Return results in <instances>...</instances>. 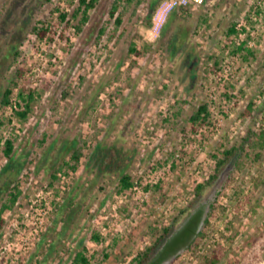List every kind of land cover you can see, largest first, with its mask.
<instances>
[{
    "label": "rangeland",
    "instance_id": "rangeland-1",
    "mask_svg": "<svg viewBox=\"0 0 264 264\" xmlns=\"http://www.w3.org/2000/svg\"><path fill=\"white\" fill-rule=\"evenodd\" d=\"M114 2L100 0L77 34L78 21L64 29L53 11L73 13L79 0H0V136L15 143L12 160L0 148V213L8 206L0 264H74L84 247L93 264H105L106 253L114 264H133L193 203L197 184L214 172L212 155L264 130V0H135L121 6V25L110 19ZM39 20L58 31L54 42L32 33ZM243 42L253 52L247 60L237 49ZM19 67L27 73L19 84L37 92L26 120L15 114L24 107L18 88L12 105H2ZM204 102L212 126L193 132L190 117ZM76 150L83 157L73 171ZM250 152L241 168L237 158L226 167L170 237L202 210L201 230L210 215L206 244L163 264H208L214 253L216 264H264V149ZM172 162L144 207L120 193L123 174L141 182Z\"/></svg>",
    "mask_w": 264,
    "mask_h": 264
},
{
    "label": "trees",
    "instance_id": "trees-1",
    "mask_svg": "<svg viewBox=\"0 0 264 264\" xmlns=\"http://www.w3.org/2000/svg\"><path fill=\"white\" fill-rule=\"evenodd\" d=\"M53 1V0H49ZM100 0H79V5L76 7L73 13L69 12L66 9H63L61 5H56L53 11V14L59 15L60 24H64V29H70L73 26L74 21H78V23L74 26L77 31V34H80L83 31L84 26L90 21V12L94 10ZM135 0H115L111 10H110V19L114 20L117 24L121 25L123 23L122 14L120 13V8L123 4H133ZM176 18V12H172L169 17L167 23L163 27V32L167 31L173 21ZM206 21V19H203ZM151 25V22L149 23ZM169 27V28H167ZM167 28V30H165ZM182 29V28H181ZM175 30H180V27ZM176 31V32H177ZM105 32L104 29L101 30V35ZM185 32V31H184ZM237 25H232L228 30V36H233L237 34ZM32 33L35 34L40 41L54 42L56 36L58 35V31L52 26L50 23L46 21L39 20L32 28ZM186 38H188V34L185 33ZM60 37L64 38L63 33L60 34ZM181 40V39H180ZM171 46L174 47L171 42ZM181 43H176L177 51L181 49L183 52L186 49V46L181 47ZM246 43H241L237 49L239 52H246L245 60L249 58V56L253 55V52L249 49H245ZM129 52L134 54L136 57L141 55V51H139L134 43L131 44L129 48ZM16 54H19L18 52ZM216 67L219 66V62L216 61L214 63ZM26 71L24 68L19 67L15 74V81L4 91L2 105L3 107H7L12 105V95L14 94L15 89H19L18 98L21 102H23L24 107L19 111H16L15 114L19 116L21 119L26 120L33 109V105L37 100V92L35 89H28L27 84L24 83L22 86L19 84L20 81H24L26 78ZM20 106V103H18ZM254 104L250 103L247 107L248 114H251L254 110ZM212 111L209 102H204L199 105L198 109L192 114L190 117V123L192 125L191 130L193 132H198L200 128L208 125L212 126ZM0 126H2V122L0 121ZM4 145V155L9 160L13 159V154L15 151V143L11 139L4 140L0 136V148ZM258 147L260 150L264 149V130L259 133H249L242 141L240 145H235L230 149L225 150L223 153L213 154V158L215 159V169L213 174L209 176V178L201 183H198L195 188V199L193 203L183 211L178 213L172 223L170 225L164 226L161 230V233L157 236L154 244L150 247H147L144 251L139 252L133 258V264H162L171 257L177 255L184 248H200V245L206 244V239L208 235V228L210 227L209 217L204 221V228L201 231L199 230V225L202 221L203 211L200 210L196 213V215L190 220L188 224L183 226L172 238L171 235L174 231L176 225L181 221V218L187 214L190 209H192L195 203L203 196V194L211 188L214 183L220 178L221 173L228 167V165L237 158L236 166L241 168L244 164L245 159L251 155L252 150ZM83 157V153L81 150H76L71 156V161L74 163L70 165V168L73 171L78 169V165L81 162ZM97 157V156H96ZM263 158L262 152H257L255 154L254 160L260 161ZM66 165H69L66 163ZM257 184V188L258 185ZM133 186L132 177L129 174H123L120 177L119 182V191L120 193L128 192ZM20 192L17 194H12L11 203L15 204L18 200V196ZM8 209V206L5 205L0 213V227H3L4 220L1 218L2 213ZM215 209L214 205H211L210 213ZM93 238L100 242L101 237L99 235H94ZM200 241V242H198ZM88 249L84 247L82 250L78 251L73 259L74 264H89L90 258L87 256ZM218 262V257L213 255V260L208 261V264H216Z\"/></svg>",
    "mask_w": 264,
    "mask_h": 264
},
{
    "label": "built area",
    "instance_id": "built-area-1",
    "mask_svg": "<svg viewBox=\"0 0 264 264\" xmlns=\"http://www.w3.org/2000/svg\"><path fill=\"white\" fill-rule=\"evenodd\" d=\"M200 1V0H196ZM181 157V153H176V162ZM174 162L168 163L166 167H163L160 170H157L156 167H152L148 172H146L143 175V179L141 182L133 183V186L128 191L129 193L127 195H132L133 199L137 202V204L140 207H144L146 203H148L150 196L152 194V188L158 186L164 179L165 175H169L171 169L173 168ZM124 195H120V199L124 200V197H127ZM170 206H168V209H166V206H162L160 204L158 206V209L162 212L164 211L165 214H168L170 210ZM136 215V212L133 213V217ZM89 264H93L90 262Z\"/></svg>",
    "mask_w": 264,
    "mask_h": 264
},
{
    "label": "crops",
    "instance_id": "crops-1",
    "mask_svg": "<svg viewBox=\"0 0 264 264\" xmlns=\"http://www.w3.org/2000/svg\"><path fill=\"white\" fill-rule=\"evenodd\" d=\"M101 240V239H100ZM101 244V243H100ZM103 245V244H102ZM108 246V245H107ZM105 264H114L113 261L111 260V255H109L108 253L105 254Z\"/></svg>",
    "mask_w": 264,
    "mask_h": 264
},
{
    "label": "flooded vegetation",
    "instance_id": "flooded-vegetation-1",
    "mask_svg": "<svg viewBox=\"0 0 264 264\" xmlns=\"http://www.w3.org/2000/svg\"><path fill=\"white\" fill-rule=\"evenodd\" d=\"M196 215V213L194 214V215H192L189 219H188V221L183 225V226H185L186 224H188L189 222H190V220L194 217ZM200 225H201V223H200ZM200 225H199V229H200ZM199 231V230H198ZM169 260V259H168ZM163 264V263H162Z\"/></svg>",
    "mask_w": 264,
    "mask_h": 264
},
{
    "label": "water",
    "instance_id": "water-1",
    "mask_svg": "<svg viewBox=\"0 0 264 264\" xmlns=\"http://www.w3.org/2000/svg\"><path fill=\"white\" fill-rule=\"evenodd\" d=\"M203 223H204V221H203ZM199 231H201V229H199Z\"/></svg>",
    "mask_w": 264,
    "mask_h": 264
}]
</instances>
